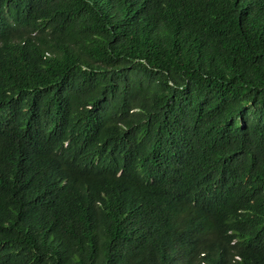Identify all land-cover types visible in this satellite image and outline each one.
Segmentation results:
<instances>
[{"label":"trees","instance_id":"1","mask_svg":"<svg viewBox=\"0 0 264 264\" xmlns=\"http://www.w3.org/2000/svg\"><path fill=\"white\" fill-rule=\"evenodd\" d=\"M0 264H264V0H0Z\"/></svg>","mask_w":264,"mask_h":264},{"label":"bare ground","instance_id":"2","mask_svg":"<svg viewBox=\"0 0 264 264\" xmlns=\"http://www.w3.org/2000/svg\"><path fill=\"white\" fill-rule=\"evenodd\" d=\"M26 94V93H25ZM43 98H45V97H43ZM28 99V98H27ZM80 101V100H79ZM20 102V101H19ZM48 102V101H47ZM80 104V103H79ZM46 105V104H45ZM56 105V104H55ZM56 107V106H55ZM7 112V111H6ZM56 116V115H55ZM78 116V115H77ZM76 117V116H75ZM72 118V117H71ZM91 118V117H90ZM85 133H86V131H85ZM86 135V134H85ZM77 140V139H76ZM79 146V145H78ZM82 146V145H81ZM80 147V146H79ZM87 149V148H86ZM66 150V149H65ZM68 150V149H67ZM89 151V150H88ZM84 154V153H83ZM76 156V155H75ZM108 158V157H107ZM108 160V159H107ZM115 161V160H114ZM121 161V160H120ZM101 163V162H100ZM150 163H152V162H150ZM179 168V167H178ZM180 171V170H179ZM136 174V173H135ZM154 176V175H153ZM209 189V188H208Z\"/></svg>","mask_w":264,"mask_h":264}]
</instances>
